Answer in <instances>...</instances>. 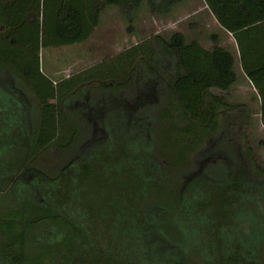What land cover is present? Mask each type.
Instances as JSON below:
<instances>
[{"label": "trees", "instance_id": "16d2710c", "mask_svg": "<svg viewBox=\"0 0 264 264\" xmlns=\"http://www.w3.org/2000/svg\"><path fill=\"white\" fill-rule=\"evenodd\" d=\"M191 1L0 0V64L14 70L41 108L31 148L17 150L10 163L15 171L30 167L31 186L45 201L31 203V209H41L31 213V229L51 232L48 243L33 245L32 264H249L240 245L236 257L221 258L222 224L216 220L226 224L225 209L234 202L248 207L241 197L256 196L247 189L236 199L203 175L251 173L258 183L264 181V169L246 141L253 116L264 129V0H201L233 37L236 53L213 41L216 34L205 48L196 37L171 31L107 58L116 61L108 72L86 69L56 85L40 72L41 50L86 42L106 9L125 18L132 34L142 10L168 19ZM237 65L256 92L258 109L231 100L241 76ZM85 93L103 100L105 116L94 125L79 120L71 108L72 99ZM124 125L125 132L116 130ZM258 145L264 147V140ZM125 160L149 185L156 177L176 176L171 202L160 191L146 211L139 210L127 196L131 187L114 175ZM106 171L111 175L104 179ZM82 186L105 190L104 196L88 194ZM142 189L146 197L149 187ZM111 203L123 209L108 222L86 219L92 209L99 212ZM61 207L80 209L81 225L70 213L57 211ZM202 212L212 223L198 228L194 214ZM200 233L205 241L195 244Z\"/></svg>", "mask_w": 264, "mask_h": 264}, {"label": "flooded vegetation", "instance_id": "af4514ba", "mask_svg": "<svg viewBox=\"0 0 264 264\" xmlns=\"http://www.w3.org/2000/svg\"><path fill=\"white\" fill-rule=\"evenodd\" d=\"M94 96L88 94V100H86L90 109L88 111L79 106L81 101H85L82 99L83 95L71 101V108L79 112V120L83 119L92 125L99 119V116L92 112L96 111L97 107L100 108L103 101L102 98ZM92 103L95 108L92 107ZM39 105L38 100L30 93L26 84L17 77L14 70L0 64V264H32L33 245L48 243L47 235L51 234L49 231L47 235H43L39 230L31 229V213L41 210L31 209L32 200L34 198L39 204L45 201L41 191L31 186L30 167L24 166L18 171L10 167L11 159L17 150L27 151L31 148L33 125L41 112ZM222 161L232 167L236 165L228 160L222 159ZM214 177L215 179L212 176L203 175L208 182H215L221 188L225 187L229 195L236 199L241 190H250L254 186L264 188V181L258 183L256 176L251 173ZM251 199L255 203L264 205V195L259 198L251 196ZM122 209V204L117 206L111 203L99 212L97 209H92L86 219L94 222L102 218L108 222L111 214L118 213L115 211H122ZM225 210L229 216L226 224H223L222 220H216V224H222L221 258L236 257L240 245L243 249L242 256L249 264H264V220H261L262 217H257L255 209L250 207L239 208L236 202ZM57 211L61 214L70 213L76 219L77 225H81L79 219L82 217L78 215L80 209L61 207ZM194 218H196L194 223L199 222L205 225L212 223L210 216L204 212L199 215L194 214ZM178 227L181 225L178 224ZM32 235L35 236L34 239ZM185 239L187 241V237Z\"/></svg>", "mask_w": 264, "mask_h": 264}, {"label": "rangeland", "instance_id": "374dc122", "mask_svg": "<svg viewBox=\"0 0 264 264\" xmlns=\"http://www.w3.org/2000/svg\"><path fill=\"white\" fill-rule=\"evenodd\" d=\"M127 26L126 19L119 15L115 9H106L101 14L99 26L86 42L78 45L41 50L39 53L40 72L49 81L56 85L60 81L70 78L78 72L86 69L91 70L89 72L94 74L100 72L103 73V70L104 72H108L116 61L111 62L109 60L105 62L107 58L118 54L119 51L124 50L131 44H135L139 40L150 36H165L171 31H179L188 38L196 37L201 41L205 48H209L211 47L209 41L210 35L221 34L219 26L208 13L201 0L191 1L186 7H184V9H181L180 11L178 10L174 13L173 17L168 19L152 17L146 12V10H142L133 24L132 34L128 33ZM224 42L226 45L227 40L225 39ZM229 43L232 42L230 41ZM237 70L241 74L238 65L236 67V71ZM239 78L240 81H238L234 91L231 92V100L233 102L241 101L248 103L250 107L258 109L255 90L242 78V74ZM96 85L98 84L92 83V86ZM82 99L85 101H81L79 104L80 108L86 111L90 110L88 103L86 102V100H88V94H83ZM91 105L95 108L93 103ZM95 110L96 111H93L92 113L102 117L105 116L104 108H96ZM251 121L252 127H249L246 141L254 150L257 165L261 169H264V147L258 145L259 141L264 140V129L260 126L257 115L253 116ZM116 130L125 132L127 127L124 125ZM121 138L124 139V137ZM106 145L109 149L111 148L107 143ZM115 170H113L112 173L115 172ZM109 175H111L109 172L103 173L104 179L110 177ZM114 175L119 181H122L126 187L129 188L130 186L133 188L132 190L130 188L127 196L131 201L137 204L139 210L143 212L148 209L146 206L149 205L151 201L155 202V200L159 199L160 191H164V196H166L165 199L167 202H171L169 198L172 197V187L178 181L176 176L166 175L165 178L156 177L154 184L149 185L146 181L144 182V178L139 173L137 166L129 164L126 160L124 161L122 168L114 173ZM143 184L145 185L143 186ZM146 185L149 187V191L145 193L147 196L143 197L144 193L142 192V187L144 188ZM82 187L83 191L88 192V194L95 193L96 197L104 196L103 193L105 190L96 191L93 186H87V188L84 186ZM250 191L257 198L264 195L263 186L251 187ZM240 202L248 207H253L256 214H259L264 220V205L258 206L257 203H253L251 194L246 197L242 196ZM199 224L200 223L197 222L194 225L200 228L201 224ZM192 241L195 244H199L200 242L205 241V236L203 233H200L199 238L194 237Z\"/></svg>", "mask_w": 264, "mask_h": 264}, {"label": "crops", "instance_id": "0c3cea01", "mask_svg": "<svg viewBox=\"0 0 264 264\" xmlns=\"http://www.w3.org/2000/svg\"><path fill=\"white\" fill-rule=\"evenodd\" d=\"M187 5H184V6H182V7H180V8H178L177 9V11L179 10H181V9H184V7H186ZM176 11V12H177ZM175 12V13H176ZM221 30V29H220ZM227 40V44L225 45V42H224V40ZM213 41H216L219 45H221V46H223V47H226L227 49H229L230 51H232L233 53H236L237 51H236V44H235V41H234V39H233V37L230 35V34H226L225 32H223L222 30H221V34L220 35H217L216 34V37L215 38H213L212 39ZM211 40V41H212ZM232 42V43H229L230 41ZM209 41H210V39H209ZM211 41H210V44H211ZM120 52H122V50L121 51H119L118 53H120Z\"/></svg>", "mask_w": 264, "mask_h": 264}]
</instances>
